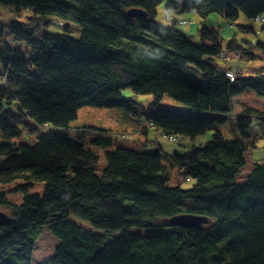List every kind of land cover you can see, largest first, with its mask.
Returning a JSON list of instances; mask_svg holds the SVG:
<instances>
[{
	"label": "trees",
	"instance_id": "16d2710c",
	"mask_svg": "<svg viewBox=\"0 0 264 264\" xmlns=\"http://www.w3.org/2000/svg\"><path fill=\"white\" fill-rule=\"evenodd\" d=\"M161 3L170 24L157 20ZM0 4L12 8L11 41L26 46L23 52L6 42L0 18V211L9 216L0 227V264H264V162L254 164L245 182L237 181L250 130H259L255 141L264 136V110L244 105L234 113L244 90L264 98V68L251 77L225 61L220 68L214 64L224 53L217 31L203 27L193 40L177 28L184 25L177 15L192 10L202 17L220 14L232 24L241 13L262 19L264 0ZM133 9L145 16L131 17ZM73 24L79 37L71 34ZM54 26L64 31L50 32ZM228 50L242 46L234 38ZM189 67L199 78L186 72ZM126 89L136 97L152 95L148 112L122 95ZM166 95L187 108L160 109ZM87 106L121 108L143 134L155 128L169 138L194 140L214 133L204 145L168 154L159 145L152 151L116 148L109 132L91 128L89 142L104 152L107 164L99 175L100 152L87 148L85 136L71 135V124ZM231 117L240 138L227 140L214 126ZM32 124L35 143L17 142L23 126ZM174 176L178 183L170 186ZM18 182L13 192L23 193L21 203L4 189ZM34 183L46 184L43 195L29 192ZM183 215L202 221L188 228L170 225ZM72 216L102 232L84 229ZM49 237L57 242L52 254L38 256V243Z\"/></svg>",
	"mask_w": 264,
	"mask_h": 264
},
{
	"label": "rangeland",
	"instance_id": "374dc122",
	"mask_svg": "<svg viewBox=\"0 0 264 264\" xmlns=\"http://www.w3.org/2000/svg\"><path fill=\"white\" fill-rule=\"evenodd\" d=\"M158 22L162 24H170L171 21L168 19L170 16V11L166 7L165 3H161L157 8ZM14 17L12 14V8L9 6H4L0 4V18L5 24L6 27V42L12 48H19L23 52H26V46L24 44L14 43L11 41L9 36V21ZM181 21H185L186 24L178 25L177 28L188 34L193 40H199L198 29L203 27L214 29L219 33L222 38V45L224 55L223 58H216L214 64L218 67H223L224 61L227 65L231 66L235 71H239L245 77L253 76L254 72L264 68V32L262 28L264 27V21H259L257 19H252L246 16L244 13H241L239 20L236 23L228 22L220 14H211L207 17H202L196 10H192L184 15H177ZM264 18V15H263ZM181 24V22H180ZM242 27H251L253 28V33H244L240 30ZM63 27L54 26L50 28V32H63ZM71 34L73 36L79 37V28L76 25H71ZM79 33V34H78ZM236 38L237 44L242 46V51H230L228 50V45L232 39ZM4 46V41L0 42V48ZM248 50V51H247ZM241 52L244 58L241 57ZM254 55L255 58H250V55ZM188 74H191L195 78H199V72L194 67H189L186 69ZM122 95L125 98H133L137 107L143 112H148L151 104L154 101L152 95H143V96H133L130 89H126L122 92ZM235 111L238 113L242 106H250L254 108L262 109L264 108V98L258 96L253 90H244L236 99H235ZM158 107L160 109H171V110H185L187 107L178 101L174 100L172 97L166 95L162 101L159 103ZM186 107V108H185ZM218 127L223 133L224 137L229 140L233 139L236 136L237 125L235 118L231 117L226 120L222 126ZM91 128H96L100 130H105L110 133L113 138L114 147H124L132 148V146L137 147L141 151H152L155 149V146H161L162 149L168 154H173L175 152H187L191 150L194 146L198 147L207 143L212 135L213 130L208 131L206 134L198 136L196 139H191L188 137L178 139L174 142L169 137L165 136L161 131L156 130L155 128L149 129L148 141L144 137L145 134L142 133V130L137 129V125L128 119L125 110L121 108H98V107H83L78 113V118L71 124V135L74 139L78 140L85 136V144L87 148L91 150H97L100 152V161L96 167V172L101 175L103 170L106 168V159L104 152L95 149L91 145V138L94 137V130ZM78 130V131H77ZM80 130H87L86 134L83 135L80 133ZM158 131V132H157ZM24 136L17 140V142L25 144H34L36 139V131L34 125L30 127L23 126ZM257 132V128L254 125L250 130L252 137L249 140L245 141L247 144V153L246 160L247 166L238 177L239 182L242 177L245 176L253 164L256 162H264V136L261 137L257 142L254 143V134ZM90 141V142H89ZM156 142V143H154ZM149 143V144H148ZM148 144V145H147ZM147 146V147H144ZM166 153V154H167ZM238 181V180H237ZM18 183H12L4 186L6 191H9L8 197L13 199L15 202L21 203L23 199L22 192H13L15 186ZM178 179L174 176L170 186H176ZM191 185L187 182L183 184V188L188 189ZM46 190L45 183H34V186L30 188L29 192L39 193L43 195ZM192 205V203H188ZM3 208L1 211H5ZM77 225L82 226L87 230H95L97 232H102L100 229L94 228L89 222L80 220L75 216H72L70 219ZM142 234L147 232H140ZM57 242L51 237L46 240H41L38 243L36 254L38 256L52 254L54 248L56 247Z\"/></svg>",
	"mask_w": 264,
	"mask_h": 264
},
{
	"label": "water",
	"instance_id": "95a60500",
	"mask_svg": "<svg viewBox=\"0 0 264 264\" xmlns=\"http://www.w3.org/2000/svg\"><path fill=\"white\" fill-rule=\"evenodd\" d=\"M129 15L131 17L142 18L145 16V13L142 12L141 10L133 9L129 11ZM201 221L202 219L200 217L193 215H183L173 219L170 222V225L173 227L188 228L199 225ZM8 222H9V216L5 212L0 211V227L7 225Z\"/></svg>",
	"mask_w": 264,
	"mask_h": 264
},
{
	"label": "crops",
	"instance_id": "0c3cea01",
	"mask_svg": "<svg viewBox=\"0 0 264 264\" xmlns=\"http://www.w3.org/2000/svg\"><path fill=\"white\" fill-rule=\"evenodd\" d=\"M225 65V64H224ZM225 66H229V65H225ZM229 68H231V66H229ZM257 109H259V108H257ZM263 110H264V108H262ZM158 132V131H157ZM160 132V131H159ZM148 135H149V131L147 132V134H145V138H146V140L148 139ZM259 135V130H258V128H257V132L254 134V139H255V137H257ZM237 138H240V134L238 133V132H236V136H234V138L233 139H237ZM148 141V140H147ZM255 142H257V141H255L254 140V143ZM154 143H156V142H154ZM151 144V143H150ZM157 144V143H156ZM156 147V146H155ZM246 147H247V144H246ZM247 151V150H246ZM247 153V152H246ZM246 153H245V158H246ZM255 164V163H254ZM254 164H253V168H254ZM246 166H247V160H246ZM245 166V167H246ZM245 167H244V169H245ZM253 168H251L250 170H249V172L245 175V176H243L242 177V179H241V181L239 182V178L237 179L238 180V183H243V182H245L246 181V179H247V177L249 176V174L252 172V170H253ZM243 169V170H244ZM243 172V171H242ZM241 175V174H240ZM239 175V176H240ZM238 176V177H239Z\"/></svg>",
	"mask_w": 264,
	"mask_h": 264
},
{
	"label": "built area",
	"instance_id": "2783aa9c",
	"mask_svg": "<svg viewBox=\"0 0 264 264\" xmlns=\"http://www.w3.org/2000/svg\"><path fill=\"white\" fill-rule=\"evenodd\" d=\"M264 21V19H262ZM181 24H186L185 21H181ZM223 55L224 53L222 54V58H223ZM228 77H230L232 79V81H234L235 79V76H234V73L233 72H230L227 74ZM150 126H153V124L151 123ZM170 139L174 142H176L178 139L177 138H173V137H170Z\"/></svg>",
	"mask_w": 264,
	"mask_h": 264
},
{
	"label": "clouds",
	"instance_id": "9594fccd",
	"mask_svg": "<svg viewBox=\"0 0 264 264\" xmlns=\"http://www.w3.org/2000/svg\"><path fill=\"white\" fill-rule=\"evenodd\" d=\"M262 19H264V18H262ZM262 19H258L259 21H262Z\"/></svg>",
	"mask_w": 264,
	"mask_h": 264
}]
</instances>
